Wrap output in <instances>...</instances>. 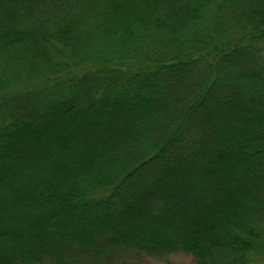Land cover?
I'll list each match as a JSON object with an SVG mask.
<instances>
[{
    "label": "trees",
    "instance_id": "trees-1",
    "mask_svg": "<svg viewBox=\"0 0 264 264\" xmlns=\"http://www.w3.org/2000/svg\"><path fill=\"white\" fill-rule=\"evenodd\" d=\"M264 264V0H0V264Z\"/></svg>",
    "mask_w": 264,
    "mask_h": 264
},
{
    "label": "rangeland",
    "instance_id": "rangeland-1",
    "mask_svg": "<svg viewBox=\"0 0 264 264\" xmlns=\"http://www.w3.org/2000/svg\"><path fill=\"white\" fill-rule=\"evenodd\" d=\"M142 264H195V261L188 254L173 253L164 258H146Z\"/></svg>",
    "mask_w": 264,
    "mask_h": 264
}]
</instances>
